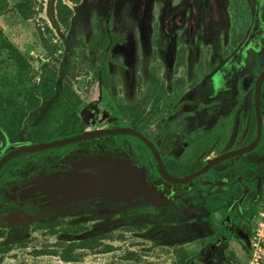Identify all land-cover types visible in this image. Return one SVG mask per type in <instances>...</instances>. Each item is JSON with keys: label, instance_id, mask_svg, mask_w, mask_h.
Listing matches in <instances>:
<instances>
[{"label": "rangeland", "instance_id": "1", "mask_svg": "<svg viewBox=\"0 0 264 264\" xmlns=\"http://www.w3.org/2000/svg\"><path fill=\"white\" fill-rule=\"evenodd\" d=\"M57 1L0 0V128L19 144L58 135L65 101L88 128L135 121L170 151L174 135L202 131L209 140L220 131L199 125L207 106L222 104L232 120H247L241 109L260 56L248 58L229 90L202 84L243 37L244 0H63L67 25L57 19ZM40 85L53 90L47 100ZM223 114L212 120H226ZM228 131L236 135L225 133L222 146L236 144L244 129ZM262 136L248 155L252 165L264 158ZM107 153L131 158L129 145ZM260 162L255 168L264 174ZM259 189L261 201L236 223L211 193L171 203L164 193L159 205L94 197L10 219L0 195V264H264V181Z\"/></svg>", "mask_w": 264, "mask_h": 264}, {"label": "flooded vegetation", "instance_id": "2", "mask_svg": "<svg viewBox=\"0 0 264 264\" xmlns=\"http://www.w3.org/2000/svg\"><path fill=\"white\" fill-rule=\"evenodd\" d=\"M243 6L248 11L249 23L244 30V35L240 43L226 55L224 61L206 77L209 81L207 82V80L204 79L202 84L210 87L213 93L229 90L231 86H235V83L232 82L233 75L241 73L243 69H246L245 63L248 58L252 56V54L260 56L262 64L257 70L248 96L244 97H248L247 104H245L244 109H241L247 112V120H232L230 114L231 110H228V108H225L222 104L207 106L205 113L201 115L199 125H206V127L213 125V130L219 129L220 131H215V136L209 140L202 138V131L190 130L182 137L174 135L171 139L173 151H170L167 146L156 145L154 140L147 136L135 121H131L127 125H111L94 129L129 127L141 133L155 147L165 171L176 178L197 172L212 159L226 152L237 150L248 145L254 140L257 128V118L254 107V83L259 73L264 69V0H244ZM258 35L260 36L258 37ZM254 44L256 46L255 48L253 47ZM221 68L223 70H221ZM235 89H237V87ZM233 108L234 105H231V109ZM259 112L261 119V135L254 149L242 155L226 158L211 166L201 175L182 184L165 181L158 172L157 162L151 150L139 138L128 134L116 135L121 139L125 137L127 139L126 142H124V140L114 142L112 140L114 136H103L42 151L15 154L13 158L6 161L0 168V182L2 185V188L0 187V195L1 199L4 200L6 206L9 208L7 217L10 219L11 215L14 214H31L33 210L39 208L41 210L48 209L41 208L38 200H10V197H14L17 192L22 190L27 184L36 182L40 178L44 179L54 176L55 174L71 171L73 168L72 164L78 163L84 158L108 156L114 159L126 160L137 169H140L144 173L145 181L148 186L158 192L156 197L159 199V203L157 205H159L161 201L168 200L164 193L171 197L168 203H171L175 198L183 194L197 196L198 200H202L204 194L211 193V198H209L210 201L213 202V200H215L221 202L225 215H227V217L228 215L233 216L228 222H240L242 217H240V215L245 214L248 209L257 206L261 201L259 188L264 181V174L257 172L255 166L259 167L261 165L260 161H264V158L261 157V160L259 159V161H257L258 164L252 165L248 155L254 152L257 147H262L263 144L261 141L263 140L262 132L264 130V79L260 88ZM222 114L227 115L226 120L220 122L212 120L215 116ZM94 129L87 127V130L83 132ZM224 129H227V131H224ZM229 129H244V131L239 135L237 134L239 140L236 144H232L233 142H231L226 146H222L223 144L220 145L219 143L223 140L225 133L228 135L231 132L232 137L236 135L232 131L229 132ZM59 135L60 133L56 136L49 132L38 133L29 136L28 139H26L29 143L22 145L19 144L15 135L11 134V132L6 129L0 128V158L11 150H16L35 143L50 142L65 138V136L61 137ZM130 136L134 137V139L131 140ZM260 143L261 146H259ZM128 145L131 149V158L114 157L107 153L110 149H121L122 146ZM67 147L70 148L60 151ZM28 158H33V160L28 163ZM77 170L82 173L93 171L88 168H79ZM251 172H253V174H251ZM251 187L255 188V190H252ZM256 187L258 188V192L256 191ZM0 207H5V204H0Z\"/></svg>", "mask_w": 264, "mask_h": 264}, {"label": "water", "instance_id": "3", "mask_svg": "<svg viewBox=\"0 0 264 264\" xmlns=\"http://www.w3.org/2000/svg\"><path fill=\"white\" fill-rule=\"evenodd\" d=\"M263 79L264 69L259 73L254 83V107L257 118L256 136L254 140L243 148L226 152L212 159L207 162L202 169L190 175L178 178L169 175L165 171L159 154L153 144L141 133L129 127L94 129L71 135L63 139L35 143L16 150H11L0 158V168L6 161L10 160L18 153L42 151L103 136L128 134L139 138L151 150L157 162L158 172L165 181L175 184L185 183L201 175L216 163L231 156L242 155L256 147L261 135L259 96ZM72 167L71 171L38 181V184L35 185V190H27L23 192L24 195L21 196L20 200H38L41 203L39 205L41 208L62 207L67 204L94 197L106 198L115 202L135 200L138 197H141L153 204L157 205L159 203V199L156 197L158 192L148 186L145 181L144 173L126 160L114 159L108 156H92L84 158L78 163L72 164ZM79 168H88L93 171L82 173L77 170ZM42 198H44V202L41 201Z\"/></svg>", "mask_w": 264, "mask_h": 264}, {"label": "trees", "instance_id": "4", "mask_svg": "<svg viewBox=\"0 0 264 264\" xmlns=\"http://www.w3.org/2000/svg\"><path fill=\"white\" fill-rule=\"evenodd\" d=\"M73 4L78 3L80 0H67ZM71 15V9L65 3L63 0H58L56 3V16L61 25H67L68 20ZM38 89L41 92L42 98L44 100H47L49 97V93H53L52 88L48 86L40 85L38 86ZM51 90V92H50ZM61 102V101H60ZM61 104V103H60ZM65 106H61L60 113L58 121V130H60L61 137H66L74 134L81 133L85 130H87V127L84 126L83 122L80 120V118L77 116V114L74 111V108H69L67 105V101L62 103ZM61 104V105H62ZM70 254H67V256H61L64 261L70 260Z\"/></svg>", "mask_w": 264, "mask_h": 264}, {"label": "bare ground", "instance_id": "5", "mask_svg": "<svg viewBox=\"0 0 264 264\" xmlns=\"http://www.w3.org/2000/svg\"><path fill=\"white\" fill-rule=\"evenodd\" d=\"M256 14H257V13H256ZM257 15H258V14H257ZM263 31H264V28H263ZM263 31H262V32H263ZM259 36H260V35H258V37H259ZM253 37H254V36H253ZM255 38H256V37H255ZM254 41H255V40H254ZM255 42H256V41H255ZM251 43H252V42H251ZM255 44H256V43H255ZM255 44H254V46L252 45L254 48L256 47ZM241 53H242V51H241ZM246 53H247V52H246ZM242 54H243V53H242ZM240 55H241V54H240ZM242 56H243V55H242ZM236 57H237V53H236ZM236 57H235V58H236ZM238 58H239V57H238ZM238 58H237V59H238ZM239 59H240V58H239ZM242 60H243V59H242ZM239 61H240V60H239ZM241 64H242V63H241ZM239 65H240V63H239ZM223 67H224V66H223ZM237 68H238V67H237ZM221 70H223V69L221 68ZM237 70H238V69H237ZM218 71H219V70H218ZM226 73H227V72H226ZM216 75H217V73H216ZM227 75H228V74H227ZM228 76H229V75H228ZM226 77H227V76H226ZM226 77H225V78H226ZM216 78H217V77H216ZM217 79H218V78H217ZM217 82H218V80H217ZM217 82H216V83H217ZM223 83H224V82H223ZM102 155H103V154H102ZM104 155H105V154H104ZM90 156H91V155H90ZM83 158H84V157H83ZM70 162H71V161H70ZM70 162H69V163H70ZM69 166H70V165H69ZM71 168H72V167H71ZM68 169H69V168H68ZM54 176H56V174H55ZM44 179H46V178H44ZM40 180H43V178H40L38 181H40ZM38 181H36V182H32V183H30V184H27V186L24 187V188H23L22 190H20L19 192H17V194H16L14 197H10V200H15V199H16V200H18V199L20 200V199H21V196L24 195L23 192H25V191H27V190H32V191H34L35 188H36L35 185L38 184ZM24 189H26V190H24ZM10 194H11V193H10ZM41 201L44 202V198H42ZM145 201H146V200H145ZM22 204H23V203H22ZM40 204H41V203H40ZM40 204H39V205H40Z\"/></svg>", "mask_w": 264, "mask_h": 264}]
</instances>
